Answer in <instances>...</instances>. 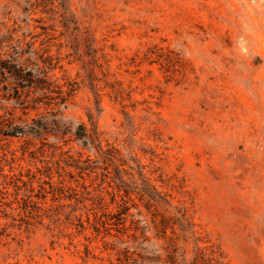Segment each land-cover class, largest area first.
<instances>
[{
    "label": "rangeland",
    "instance_id": "obj_1",
    "mask_svg": "<svg viewBox=\"0 0 264 264\" xmlns=\"http://www.w3.org/2000/svg\"><path fill=\"white\" fill-rule=\"evenodd\" d=\"M9 35L0 264H264V0H0Z\"/></svg>",
    "mask_w": 264,
    "mask_h": 264
},
{
    "label": "trees",
    "instance_id": "obj_2",
    "mask_svg": "<svg viewBox=\"0 0 264 264\" xmlns=\"http://www.w3.org/2000/svg\"><path fill=\"white\" fill-rule=\"evenodd\" d=\"M12 36L11 35H9V36H4V37H2V40H1V42H0V46H10L11 45V43H7L10 39H12L11 38ZM21 78L23 77L22 75H19ZM23 88H25L24 86H23ZM24 92V89H22L21 90V93H23ZM17 129V128H16Z\"/></svg>",
    "mask_w": 264,
    "mask_h": 264
}]
</instances>
